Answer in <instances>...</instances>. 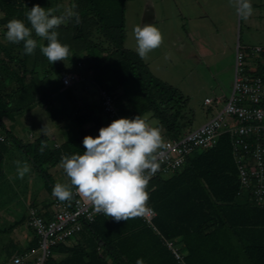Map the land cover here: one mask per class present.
Instances as JSON below:
<instances>
[{
  "label": "trees",
  "instance_id": "16d2710c",
  "mask_svg": "<svg viewBox=\"0 0 264 264\" xmlns=\"http://www.w3.org/2000/svg\"><path fill=\"white\" fill-rule=\"evenodd\" d=\"M64 1L0 0L2 35L5 36V26L13 18L23 20L30 27L25 13L34 5L55 8ZM68 1L76 5L81 23L76 24L73 19L60 26L56 29L58 39L63 44L67 39L73 41L68 45L77 58L74 67L84 65L98 90L114 96L117 119L151 113L168 140L183 137L186 133L181 129L180 120L187 102L175 89L153 76L143 60L124 48L126 0ZM44 45H47L46 40ZM36 49L40 47L37 45ZM243 51L248 55L245 59L247 74L264 80V53L253 58L250 49ZM34 54H24L23 42L13 44L0 40V177L5 155L14 144L42 175L45 189L52 195L55 183L47 167L60 164L63 155H82L83 138L89 135L95 138L99 129L107 127L111 121L102 114L93 117V107L85 105L82 111L65 117L75 136L58 149L46 135L31 137L23 144L8 129V120L14 122L32 108L45 105L52 93L51 88L43 87V81H36L38 61L43 54ZM67 72L63 75L69 74ZM62 85L59 79L57 88ZM99 110L102 112V107ZM52 119L61 120L60 117ZM42 143L46 145L43 152ZM232 143V134L223 133L213 148L190 154L180 170L167 177L157 174L150 178L147 206L156 212L154 225L160 234L139 217L117 222L101 216L83 227L78 234L81 239L65 249L63 258L49 257L47 264H136L138 259L144 264H182L165 240L174 242L183 264H264V208L257 206L250 195L239 194ZM76 197L74 193L73 199ZM44 216L50 218L49 214ZM25 221L23 216L9 230L13 231ZM39 241L34 232L17 256H25L38 248ZM61 247L64 246L53 248V252ZM12 255L7 250V258L1 264H9L12 260L8 258ZM29 262L32 259L25 264Z\"/></svg>",
  "mask_w": 264,
  "mask_h": 264
},
{
  "label": "rangeland",
  "instance_id": "374dc122",
  "mask_svg": "<svg viewBox=\"0 0 264 264\" xmlns=\"http://www.w3.org/2000/svg\"><path fill=\"white\" fill-rule=\"evenodd\" d=\"M251 3L253 15L247 20H241L229 0H126L124 48L137 55L132 36V30L137 25L154 24L162 32L164 37L162 45L150 52L148 60L143 62L153 76L175 89L187 102L180 120L181 129L185 133L199 127L216 114L217 106L204 105L205 98L220 99L221 102L216 104L218 108H222L229 99L234 82L238 45L242 50L260 45L264 47V0H251ZM60 34H63L62 29H59ZM43 42L45 41L38 43L40 45ZM65 42L67 45L73 44L69 39ZM38 53L42 54L41 51ZM166 55L170 56L167 60ZM76 60L71 51L67 59L54 64L49 63L44 55L40 59L36 81H43V87L51 88V97L47 98L45 105L37 106V111L24 113L16 117L14 122L11 120L7 122L8 129L12 130L14 135L17 134L23 144L28 142V136L31 134L32 137L44 135L45 132L42 130L53 117H60L62 120L70 113L82 111L79 98L78 101L70 100L71 95H78L74 94V88L82 81L72 85V89L69 87L70 90L64 94L57 88L58 80H61L63 73L67 71L69 74L83 77L85 66L82 65V69H78L80 71H75ZM46 71L48 73L43 74ZM88 72V75H91L90 71ZM88 83L91 99L98 103L94 107L99 109L101 104L98 88L91 82ZM56 91L57 94H53ZM142 118L158 127V121L151 113ZM56 128L59 129L60 125L57 124ZM70 134L69 138L75 136L73 132ZM162 137L165 143L167 137L163 133ZM17 160L22 164L27 163L30 169L23 179L18 176L15 164ZM49 168L47 167V172L52 174L53 169ZM57 168L62 169L59 164ZM52 179L55 184L57 182L70 184L64 172L63 178ZM45 190L42 175L18 147L11 144L5 155L3 174L0 177V256L5 254V246L9 245L8 242H11L14 236L15 239L19 238L20 235L16 234L18 229L26 233L25 224L15 227L13 231H10L9 227L26 215L28 198L32 194L36 196L45 193ZM30 230L33 237L34 231ZM69 242L73 243L74 238ZM21 248H24L22 243L11 245L9 250L12 254L18 253ZM39 254L40 251H37L36 256Z\"/></svg>",
  "mask_w": 264,
  "mask_h": 264
},
{
  "label": "clouds",
  "instance_id": "9594fccd",
  "mask_svg": "<svg viewBox=\"0 0 264 264\" xmlns=\"http://www.w3.org/2000/svg\"><path fill=\"white\" fill-rule=\"evenodd\" d=\"M241 20L253 15L251 0H229ZM43 8L34 5L25 15L30 24L13 18L6 24L5 39L13 44L23 42L24 54L33 55L37 48L36 37L46 40L40 44L41 53L49 63L67 59L70 47L58 39V29L62 24L75 20L81 23L76 5L63 8ZM59 13V14H57ZM135 51L141 60L147 61L149 53L163 43L162 32L154 24L137 25L132 30ZM170 56L166 55L165 59ZM162 127L151 125L140 115L135 118L113 120L107 127H101L95 138L85 136L81 154L63 155L61 167L70 184L57 182L52 195L60 202L73 199L74 192L90 202L95 213L111 217L115 221H127L139 217L147 211L149 200L147 186L150 177L159 169L158 150L163 147ZM46 145L42 143L41 152ZM20 179L30 170L27 163L15 161ZM136 264H144L138 259Z\"/></svg>",
  "mask_w": 264,
  "mask_h": 264
},
{
  "label": "built area",
  "instance_id": "2783aa9c",
  "mask_svg": "<svg viewBox=\"0 0 264 264\" xmlns=\"http://www.w3.org/2000/svg\"><path fill=\"white\" fill-rule=\"evenodd\" d=\"M264 53L263 46L250 49V56L259 57ZM248 55L236 48V67L232 93L222 108H218L220 99L206 98L204 105L217 106L216 114L199 127L189 131L176 140H168L158 150L157 162L159 169L154 175L169 176L180 170L187 157L195 151L213 148L220 135L230 133L233 136V153L235 155L240 192L248 194L260 208H264V80L251 77L246 72ZM77 74H65L61 81L63 87L69 88L81 81ZM102 116L109 121L118 118L115 98L105 90L99 89ZM58 149L59 144H53ZM152 175L151 177H153ZM150 177V178H151ZM77 195L69 203L55 200L53 210L46 218L37 210L29 212L28 225L39 237V246L25 256H16L9 264H47V259L53 257V248L68 245L86 224L92 223L103 214L95 213L90 202ZM139 218L153 231L160 234L154 225L156 212L151 206ZM166 246L173 251L175 258L183 264V257L173 241H166ZM37 251L40 254L36 256Z\"/></svg>",
  "mask_w": 264,
  "mask_h": 264
},
{
  "label": "crops",
  "instance_id": "0c3cea01",
  "mask_svg": "<svg viewBox=\"0 0 264 264\" xmlns=\"http://www.w3.org/2000/svg\"><path fill=\"white\" fill-rule=\"evenodd\" d=\"M60 5H62L63 6V8H67V7H70L71 5H72V3L70 2V1H68V0H66V1H64L63 3H61ZM63 8H61V11H63ZM0 17H1V14H0ZM68 22H65L64 24H62L61 26H64V25H66ZM147 23H149V22H147ZM146 24V23H145ZM2 29V28H1ZM2 35V30H0V40L1 41H3V42H7V40L5 39V36H1ZM33 38L34 39H36L37 40V45L39 46V43L38 42H40V41H45V40H41L39 37H36L35 36V33L33 32ZM45 42H43V44H44ZM240 46V45H239ZM35 52L37 53V55H41L40 53H38V52H40V49H35ZM33 55H35V54H33ZM32 56V55H31ZM43 56V55H42ZM38 63H40V60L38 61ZM39 65V64H38ZM84 66V65H83ZM82 67V66H81ZM76 68V70L75 71H80V70H78V69H82V68ZM91 73V72H90ZM89 74V72L88 71H84L83 73H82V75H83V77L81 78L82 80V82L81 83H79L75 88H74V94H78L79 95V93H80V97H78V95H71L70 97H71V99L70 100H75V101H78L79 99H80V101L81 102H79V104L82 106V107H84L85 105H87V106H89V107H93V112H91L92 113V115H93V117H95V116H101V112L99 111V109L98 108H96V107H94L95 106V104H97L98 105V103H95L94 101H92V99H91V96H90V83H88V82H91L92 83V81L91 80H89V79H91L90 78V76L91 75H88ZM93 84V83H92ZM94 85V84H93ZM95 86V85H94ZM71 89H72V86L70 87ZM70 88H65V87H63V85L60 87V89H59V92L61 93V94H64V93H66L68 90H70ZM55 94H57V91H56V93ZM97 94V93H96ZM59 95V94H58ZM57 95V96H58ZM98 95H99V90H98ZM79 98V99H78ZM91 99V100H90ZM100 99V98H99ZM206 99V98H205ZM86 100H88V101H86ZM99 102V101H98ZM63 104H65V102L63 101L62 102ZM74 105H76V104H74ZM38 110V108H37V106L36 107H34V108H32L31 110H29V111H27L26 113L27 114H29V113H33V112H35V111H37ZM56 123V124H55ZM60 125V128L59 129H57L56 128V125ZM7 125V124H6ZM58 127V126H57ZM44 130H42V131H44L45 132V134L44 135H46L49 139H50V143H51V145H53L54 144V142L55 143H57V144H59V145H62L63 143H65L66 141H68V140H70V139H72V138H69V137H71V132H73V135H75L74 134V130H71V128H70V125H68L66 122H65V117H63V119L62 120H55V119H52V121L50 122V123H47L45 126H44V128H43ZM19 134L21 135V132H19ZM18 134V135H19ZM70 134V135H69ZM16 137H17V134L15 135ZM31 137H32V134L31 135H29L28 136V139H31ZM33 137H35L34 135H33ZM18 138V137H17ZM29 141V140H28ZM51 169H53V172H52V174H51V177L53 176L55 179L56 178H63V169H60V168H57L58 167V165H56V166H49ZM49 168V169H50ZM52 177V178H53ZM79 195V194H78ZM80 196V195H79ZM57 198H55L53 195H49L48 193H47V191L45 190V193H39L38 195H36V196H34L33 194L28 198V200L26 201V215H24V218L26 219V221H25V226L27 227L26 228V233H25V231H23V230H20V229H18V231H16V234H19L20 236H19V238H16L15 239V236L13 237V239H12V241L11 242H8V244L9 245H7L6 244V246H5V254L3 253V254H1V256H0V264L4 261V259L5 258H7V250H9L10 249V246L12 245V246H15V245H17V244H23V247L25 248L26 247V245L31 241V239L33 238L31 235H30V232L29 231H31L30 230V227H29V225H28V217H29V212H30V210L31 209H35V210H37L40 214H42V215H45V214H49L52 210H53V205H54V202H55V200H56ZM23 217V216H22ZM21 217V218H22ZM20 218V219H21ZM19 220V219H18ZM81 239V236L80 235H77L75 238H74V242L73 243H71L70 244V242H69V244L68 245H63L64 247H61L60 249H59V251H57V252H54V255H53V257L54 258H58V259H60V258H63L64 256H65V249L67 248V247H70V246H72L73 244H75L76 243V241H78V240H80ZM23 248V249H24ZM20 250H22V248L20 249ZM62 250V251H61ZM10 251V250H9ZM13 256L15 257V256H17V253H13V255L12 256H10L8 259L11 261L12 260V258H13Z\"/></svg>",
  "mask_w": 264,
  "mask_h": 264
}]
</instances>
